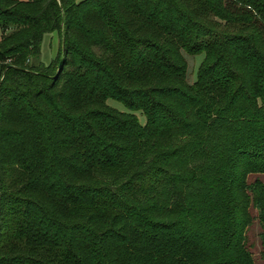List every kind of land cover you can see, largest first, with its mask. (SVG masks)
I'll list each match as a JSON object with an SVG mask.
<instances>
[{"label": "trees", "instance_id": "trees-1", "mask_svg": "<svg viewBox=\"0 0 264 264\" xmlns=\"http://www.w3.org/2000/svg\"><path fill=\"white\" fill-rule=\"evenodd\" d=\"M0 31V264H264V0H0Z\"/></svg>", "mask_w": 264, "mask_h": 264}, {"label": "rangeland", "instance_id": "rangeland-1", "mask_svg": "<svg viewBox=\"0 0 264 264\" xmlns=\"http://www.w3.org/2000/svg\"><path fill=\"white\" fill-rule=\"evenodd\" d=\"M0 36H1V31H0ZM60 53H61V35L59 34V32L54 31V32L46 33L42 41L41 54L39 57V61L45 64H50L52 60L55 59ZM182 53L187 62V81L191 83L195 79L196 70L201 60L203 59V53H199L195 55L187 53L186 51H183ZM0 74H1V66H0ZM108 103L118 108L121 111H130L126 106H124L121 102L117 100L108 99ZM133 112L137 116L140 124H144L146 121L144 114L138 110H135ZM258 231H259V227L255 223L251 227L250 236L252 238L251 241L254 242L257 253L260 249Z\"/></svg>", "mask_w": 264, "mask_h": 264}, {"label": "water", "instance_id": "water-1", "mask_svg": "<svg viewBox=\"0 0 264 264\" xmlns=\"http://www.w3.org/2000/svg\"><path fill=\"white\" fill-rule=\"evenodd\" d=\"M63 45H64V43H63ZM61 66H62V61L60 62V64H59V68H58V71H57V73H59L60 72V68H61ZM1 80H2V78H1ZM1 80H0V83H1Z\"/></svg>", "mask_w": 264, "mask_h": 264}]
</instances>
